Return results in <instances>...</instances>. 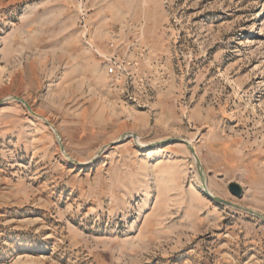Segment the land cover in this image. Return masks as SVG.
Wrapping results in <instances>:
<instances>
[{"label":"rangeland","instance_id":"374dc122","mask_svg":"<svg viewBox=\"0 0 264 264\" xmlns=\"http://www.w3.org/2000/svg\"><path fill=\"white\" fill-rule=\"evenodd\" d=\"M250 210L264 0H0V264H264Z\"/></svg>","mask_w":264,"mask_h":264},{"label":"water","instance_id":"95a60500","mask_svg":"<svg viewBox=\"0 0 264 264\" xmlns=\"http://www.w3.org/2000/svg\"><path fill=\"white\" fill-rule=\"evenodd\" d=\"M24 103H26V101L24 100V99H21ZM47 123L48 124H50L49 123V121H47ZM135 136V135H134ZM136 137V136H135ZM195 155H196V157H197V153L195 152ZM200 173H201V175H202V179H203V187H204V189H205V191H206V193L207 194H209V196H211L213 199H215V200H217V201H219V202H222V203H225V204H227V205H232V206H237L235 203H233L232 201H228V200H226V199H224V198H222V197H219V196H217V195H215V194H211V191H210V189H209V187H208V185H207V182H206V180H205V176H204V172H203V169L200 167ZM231 189H232V191H233V193L234 194H236V195H239V194H241V192H242V188H241V186L239 185V184H232L231 185ZM251 212H253V213H255V214H257V215H259L260 217H262L263 219H264V215L263 214H260V213H257V212H255V211H253V210H250Z\"/></svg>","mask_w":264,"mask_h":264},{"label":"bare ground","instance_id":"6f19581e","mask_svg":"<svg viewBox=\"0 0 264 264\" xmlns=\"http://www.w3.org/2000/svg\"><path fill=\"white\" fill-rule=\"evenodd\" d=\"M49 123H50V122H49ZM134 137H135V136H134ZM135 138H136V137H135ZM196 153H197V152H196ZM197 156H199L198 153H197ZM210 191H211V190H210ZM211 194H214V193L211 192ZM208 195H209V194H208Z\"/></svg>","mask_w":264,"mask_h":264}]
</instances>
